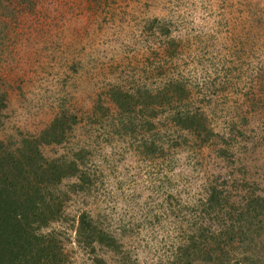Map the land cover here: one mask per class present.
I'll list each match as a JSON object with an SVG mask.
<instances>
[{"label":"rangeland","instance_id":"obj_1","mask_svg":"<svg viewBox=\"0 0 264 264\" xmlns=\"http://www.w3.org/2000/svg\"><path fill=\"white\" fill-rule=\"evenodd\" d=\"M168 84L183 88L174 112L205 130L110 97ZM0 105L12 145L75 120L60 144L39 146L48 161H77L85 180L52 188L63 210L40 230L66 264H170L187 234L210 235L248 194L264 197V0H1ZM211 189L223 215L206 203ZM82 214L120 251L78 243ZM247 250L264 264V244Z\"/></svg>","mask_w":264,"mask_h":264},{"label":"trees","instance_id":"obj_2","mask_svg":"<svg viewBox=\"0 0 264 264\" xmlns=\"http://www.w3.org/2000/svg\"><path fill=\"white\" fill-rule=\"evenodd\" d=\"M170 88L168 84L154 93L144 90L137 95L115 89L110 97L122 111L139 106L148 110L151 117H156L163 109H171L170 118L178 126L182 124L184 130H205L197 114L174 112L175 100L180 101L183 88L173 84ZM74 122L73 117H56L39 136L23 135L15 145L0 141V264L67 263L61 242L53 235L40 234V230L58 221L63 210L62 201L54 196L52 188L64 177H74L78 173L79 181L85 183V180L77 161H48L40 154L39 146L60 144L66 136L65 130L71 129ZM223 198L220 190L211 189L206 203L215 206L221 214ZM228 220L210 235L204 228L187 234L170 264H260L258 252L247 250V246L255 249L264 244V197L254 192L248 194L235 216L228 214ZM76 234L82 245L94 244L112 252L120 251L115 236L85 214L79 218ZM208 238L218 239V246L208 244Z\"/></svg>","mask_w":264,"mask_h":264}]
</instances>
